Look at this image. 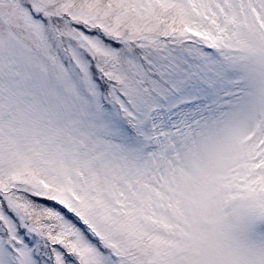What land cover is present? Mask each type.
<instances>
[{
  "label": "snow or ice",
  "instance_id": "snow-or-ice-1",
  "mask_svg": "<svg viewBox=\"0 0 264 264\" xmlns=\"http://www.w3.org/2000/svg\"><path fill=\"white\" fill-rule=\"evenodd\" d=\"M0 264H264V0H0Z\"/></svg>",
  "mask_w": 264,
  "mask_h": 264
}]
</instances>
